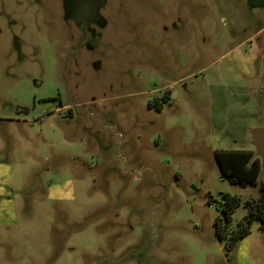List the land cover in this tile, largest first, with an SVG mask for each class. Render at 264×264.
I'll use <instances>...</instances> for the list:
<instances>
[{"label": "rangeland", "instance_id": "obj_1", "mask_svg": "<svg viewBox=\"0 0 264 264\" xmlns=\"http://www.w3.org/2000/svg\"><path fill=\"white\" fill-rule=\"evenodd\" d=\"M263 26L264 0H0V163L19 218L0 264H264L261 223L234 253L215 230L223 194L242 199L233 226L262 195L264 169L233 183L216 151H257L264 67L246 78L233 52Z\"/></svg>", "mask_w": 264, "mask_h": 264}, {"label": "trees", "instance_id": "obj_2", "mask_svg": "<svg viewBox=\"0 0 264 264\" xmlns=\"http://www.w3.org/2000/svg\"><path fill=\"white\" fill-rule=\"evenodd\" d=\"M169 98V96H165ZM159 110L163 109V102H155ZM222 173L231 182L248 185L256 184L264 169L262 159L255 150L249 149H221L216 151ZM212 201H215L213 199ZM242 204V199L236 195L223 194L220 203V216L215 221L216 235L228 253H234L241 240L251 234L252 226L259 222L264 226V184L262 195L258 200L247 202L248 213L236 226L232 225V216Z\"/></svg>", "mask_w": 264, "mask_h": 264}, {"label": "crops", "instance_id": "obj_3", "mask_svg": "<svg viewBox=\"0 0 264 264\" xmlns=\"http://www.w3.org/2000/svg\"><path fill=\"white\" fill-rule=\"evenodd\" d=\"M259 32L254 38L249 40L251 45L248 57H245L242 51L238 48H235V52H233L235 60H244V63H246L242 69L239 68V71L242 75L249 79L254 78L255 75H257L256 73H260L264 67V26ZM228 72L230 73L231 71L229 70ZM236 79L238 80V77H236ZM250 86H252V96H255L258 93L262 94V99L259 98L256 100V98H253L258 101V105L250 101V107H252L254 111L252 116L257 117V112L261 110L264 105V90L262 87L260 88L261 85L259 86V83L257 82L251 83ZM250 128L251 132L253 129L261 127H256V124L254 123ZM233 149L241 150L243 148ZM249 150H254V148ZM13 187L14 183L9 178L8 165L6 163H0V228H5L6 231H10L12 225L17 224L19 219L17 215L16 202L12 199L9 191L13 189Z\"/></svg>", "mask_w": 264, "mask_h": 264}, {"label": "water", "instance_id": "obj_4", "mask_svg": "<svg viewBox=\"0 0 264 264\" xmlns=\"http://www.w3.org/2000/svg\"><path fill=\"white\" fill-rule=\"evenodd\" d=\"M256 154L262 159L264 165V128H255L251 131Z\"/></svg>", "mask_w": 264, "mask_h": 264}]
</instances>
